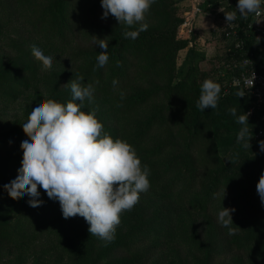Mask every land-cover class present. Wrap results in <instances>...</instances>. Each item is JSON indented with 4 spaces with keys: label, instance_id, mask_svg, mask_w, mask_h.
Listing matches in <instances>:
<instances>
[{
    "label": "trees",
    "instance_id": "16d2710c",
    "mask_svg": "<svg viewBox=\"0 0 264 264\" xmlns=\"http://www.w3.org/2000/svg\"><path fill=\"white\" fill-rule=\"evenodd\" d=\"M18 2L23 6L24 19L32 34L47 37L44 43L47 49L62 51L71 48L70 59L76 68L72 72L63 71L49 99L60 103L70 101L72 95L68 84L72 80L82 86L92 84L96 91L91 100L85 99L81 110L95 113L103 125V133L128 142L141 164L148 166L150 186L171 200L166 201L167 205L164 202L158 204L147 195L138 203L137 209L133 207L139 216L138 224L131 231L118 233L111 242L97 243L94 236L84 239L85 245L81 241L71 243L69 248L76 250L79 264H158L156 255L161 250L160 244L148 246L137 256L129 257L127 253L142 245L148 236L163 239L171 236L181 211L188 209L205 214L217 210L224 191L230 209L242 212V223L251 226L236 227L241 239L230 240L226 228L217 224L213 235H210V249L202 264H217L215 258L225 253L231 255L235 244L243 248L247 259L251 260L248 263L239 260L233 264H264V204L256 187L264 173V152L259 147V142L264 140L263 107H257L248 116L255 133L249 131L251 146L245 148L237 142L239 130L228 121L223 108L235 104L248 113L253 106L250 95L245 94L242 88L227 90L218 83L221 93L217 108L201 111L194 98L191 100V95H200V85L205 80L204 77L198 80L200 71L197 66L190 65L188 73L174 82L178 53L196 36L181 35L190 38L187 42L176 37L181 19L176 18L173 0H155L150 12L161 13L163 26H150L147 31L139 32L135 40L125 38L123 33L135 30L138 25L131 29L124 25L119 29L110 24L114 19L112 16L106 19L109 23L98 20V16L103 15L101 0ZM214 2L216 6L218 2ZM163 3L168 5L163 6ZM91 6L92 10L87 11ZM211 6L206 4V9L212 10ZM231 10L236 12L237 20L227 26L234 25L239 29L243 44L241 47L232 45L230 55L240 61L250 59L247 69L264 74V46L253 35L245 33L247 28L243 18L237 9ZM16 13V0L0 1V29L12 22ZM88 16H92L90 21L86 19ZM222 16L225 18V13ZM23 29L15 42L17 54L9 55L7 63L0 62L2 100L12 97L8 93L24 88L21 76L33 70L26 57L32 36L23 34ZM98 38L111 40L107 49L109 60L102 68L95 67L96 57L103 51L93 46ZM83 39L84 44L79 43ZM190 51L196 52V47L192 45ZM227 63H224V69H229ZM103 92L107 95H102ZM159 99L161 103L155 104ZM177 104H183V108L180 110ZM178 118L183 120V124L177 125L179 132L182 134L186 130L187 133L184 140L173 134L164 138L163 131L179 121ZM205 125L215 126L222 139L219 143H224V140L229 145L223 156L209 150L215 139L208 135ZM261 130L263 134L260 135ZM25 136L22 127L14 126L0 137V238L4 242H20L17 244L27 243L31 235L56 231L61 212L59 202L50 199L39 186L38 199L42 203L37 207L30 206L27 195L12 198L3 187L18 174L23 159L20 145ZM252 156L257 157L254 164L247 162ZM214 193L218 195L214 196Z\"/></svg>",
    "mask_w": 264,
    "mask_h": 264
},
{
    "label": "clouds",
    "instance_id": "9594fccd",
    "mask_svg": "<svg viewBox=\"0 0 264 264\" xmlns=\"http://www.w3.org/2000/svg\"><path fill=\"white\" fill-rule=\"evenodd\" d=\"M154 3L155 0H101L102 18L112 16L128 29L138 25L135 30L123 33L125 38L135 40L139 32L147 29L148 25L143 21ZM262 5L264 0H238L235 8L242 18H247L249 14L260 12ZM224 13L227 23L237 19L236 12ZM97 46L103 51L98 53L95 67L102 68L109 60V44L98 38ZM31 52L42 68L53 65V54L45 53L36 45L32 46ZM78 79L82 81L83 77ZM68 85L72 99L67 103L47 99L33 106L22 124L26 136L20 145L23 149L21 166L18 174L3 187L12 198L27 195L30 206L37 207L42 203L38 199L39 186L50 199L59 202L64 218L83 217L92 236L111 242L115 239L121 213L131 210L139 202L140 194L149 190L150 170L141 164L128 142L102 132L103 125L94 112L81 110L85 99H92V84L82 86L72 80ZM220 93L217 82L205 79L200 85L196 107L201 111L215 110ZM229 112L241 126L237 142L249 147V114L237 115L236 108ZM259 147L264 152V140L259 142ZM256 187L264 204V173ZM233 211L235 209L223 206L217 214V222L230 236L235 234L231 227Z\"/></svg>",
    "mask_w": 264,
    "mask_h": 264
},
{
    "label": "rangeland",
    "instance_id": "374dc122",
    "mask_svg": "<svg viewBox=\"0 0 264 264\" xmlns=\"http://www.w3.org/2000/svg\"><path fill=\"white\" fill-rule=\"evenodd\" d=\"M215 1L218 2V0ZM212 2L213 1L208 0L204 3V5L201 4L200 6L202 8L204 7L205 10H208L206 9V4L209 6H215V2ZM162 5L166 6L168 3H163ZM193 5L194 2L192 0H173V6L177 9L176 18L181 19V23L177 29L176 37L183 39L186 42L190 39L189 37L192 35V33L186 32L187 29H189V25L185 26L184 29H182L181 26L185 23L186 17L191 15V12L193 11ZM212 6L211 9L214 8ZM16 7L18 9V13L15 14L14 19L12 18L13 21L6 23L0 29V62L3 64L7 63L9 62V55L17 54L18 47L16 46L15 42L16 39H18V34L20 33L21 29L24 28L27 31L23 29V34L32 36V40L29 42V46L27 48L29 50L26 53V57L32 65L33 70L30 73L21 76V79H23L24 88L17 90L12 94L8 93L7 95H12L10 98L4 100L0 99V137H2L4 133L9 131V129L14 126L22 127V124L26 121L33 106L42 100H47L50 98L55 84L58 81V78L62 76L61 74L63 71L64 73L68 71L72 72L76 68V64L73 63V59H70L71 48L62 51H57L51 48L47 49V46L44 44L47 41V37L43 35L38 36L32 34L31 27L24 19V9H22L23 6L18 2V0H16ZM90 10H92V6L87 9V11ZM91 17L92 16H88L86 19L90 21ZM106 19H109V17L102 18V16H98V20L109 23V21ZM210 20V18L200 16L197 19L196 25L202 27L206 23L210 22ZM163 22L164 17L161 15V13L154 14L150 12V10L146 13L145 20L143 21V23L148 25L147 29L150 26L161 27L163 26ZM110 24L114 25V27H118L119 29L124 26L119 25V22L115 18L111 19ZM147 29L141 32H145ZM201 29L202 30L195 29V31L198 33L196 35L197 37H194V39L190 40L189 44L184 46L179 51L176 62L177 72L175 73L174 82L178 81L182 76L188 73V68L190 65H196L200 71L198 80H200V78L202 79L203 77L205 79H212L224 86L227 90L233 89L234 87L232 86V81L230 78H223L220 76V71L224 69L225 62L231 63L234 61H240L236 58H233V54L230 55V53H232L230 51L233 44L228 42V39L227 41H224V34L227 30L223 32L212 31L213 29H208L207 25ZM185 34H187L189 37L187 38L185 36H181ZM209 39H212V42L208 43V41H210ZM105 41L109 44L111 40L108 39ZM83 42L84 39L79 43ZM33 45L40 47L45 53L53 54L54 63L50 68H42L40 61L35 59V57L32 55L31 49ZM192 45L196 47V52L190 51ZM93 46H95L97 49H100L97 46V41ZM192 60L194 62H191ZM4 67L6 66L4 65ZM95 91L96 90H94V92ZM104 94L107 95V92H103L102 95ZM193 98L196 104L199 95H191V100ZM85 101L83 102V105ZM77 103L79 102L77 101ZM160 103V99L155 102V104ZM176 106L180 110L183 108V104H177ZM231 108L237 109V115L243 114V109L242 107H238L235 104H231L223 108V113L227 116L228 121H230L235 129L239 130L241 126L236 123L235 118L230 114L229 109ZM178 120L179 121L171 125L167 131H163L164 138L170 134H173L178 139H183V137L186 136V130L182 134L179 132L180 127H177V125L180 123L183 124V120L182 118H178ZM253 125V123L247 124V128L252 132V134L255 133ZM205 129H207L208 135L212 137V139H215L210 143L209 150L219 154V156H223L225 154V148L229 145H226L227 142L224 140V143H219V141L222 139L220 138V134L216 132L215 126L211 128L208 127V125H205ZM181 135H183L182 138L180 137ZM248 159V163L254 164L257 160V157L252 156ZM147 195H150L155 201H157L158 204L164 202L165 205H167L166 201H171L170 199L165 198V196L162 195L160 191L153 189L150 186L147 192L140 194L138 203L140 204L141 201H144ZM138 203L134 206L136 209ZM219 205L220 206L217 210H212L205 214L196 213L186 208L187 210L181 211L175 220L173 227L174 232L171 233V236H168L164 239L160 236L156 238L148 236L145 238L142 245L130 250L127 255H129V257L137 256L141 254L148 246L160 244L159 246H161V250L156 255L158 264H202L210 249V235H213L216 225H220L217 222L218 211L223 206L230 208L227 203V197L222 199ZM134 211L135 210L132 208L129 211H124L121 213L120 223L116 226L115 236L120 232L131 231L138 224L139 216L136 215ZM241 213L242 212L240 211H234L231 213L234 223L231 225V227L234 230L236 227L240 229L243 226L246 228L251 226L244 225L242 223L243 219ZM56 225V231L48 234L31 235L30 241L27 243L17 244L20 242H4L0 238V264H79V258L76 250H71L69 245H71V243H78V241H81L80 243L85 245L86 240L84 239L88 237H94L88 231L89 224L83 217L79 215L64 218L61 211L59 213ZM226 233L230 240L241 239L240 232L236 230L235 234L231 236L228 235L227 229ZM95 241L100 244L107 242L101 240L98 237H96ZM233 247L234 251L231 255L225 253L222 256L215 258L216 263L221 264L227 262L229 264H233L235 261L239 260L246 261L244 263L250 262L251 259H247L248 256L243 248H240L237 244H235ZM257 264L260 263L258 262Z\"/></svg>",
    "mask_w": 264,
    "mask_h": 264
},
{
    "label": "built area",
    "instance_id": "2783aa9c",
    "mask_svg": "<svg viewBox=\"0 0 264 264\" xmlns=\"http://www.w3.org/2000/svg\"><path fill=\"white\" fill-rule=\"evenodd\" d=\"M230 9H236L238 0H226ZM233 12V10H231ZM245 33L251 34L255 39L264 46V5L261 11L255 14H249L247 18H243ZM225 39L234 42L236 47H241L243 38L239 34V29L232 26L224 34ZM251 64L250 59L244 61H234L227 63V68L220 71L223 78L229 77L234 88H242L245 94L253 98V106L249 109L248 114L254 113L257 107H263L264 119V74L253 69H247ZM227 70V71H226ZM259 134H263L261 130Z\"/></svg>",
    "mask_w": 264,
    "mask_h": 264
},
{
    "label": "crops",
    "instance_id": "0c3cea01",
    "mask_svg": "<svg viewBox=\"0 0 264 264\" xmlns=\"http://www.w3.org/2000/svg\"><path fill=\"white\" fill-rule=\"evenodd\" d=\"M194 2L193 5V11L191 12V15L189 17H186L185 23L181 26L182 29L185 28V26L189 25V29H187V33H192L195 36L198 34L195 29L197 30H202L201 28L205 27L207 25L208 29H213L212 31H225L230 29L232 26H227L229 23L226 22V19L222 16V14L228 9V4L226 0H218V4L212 8V10H205L204 7L202 8L200 5H204V3L208 0H192ZM215 1V0H211ZM231 10V9H230ZM232 12V11H231ZM202 16V17H207L210 18V22L206 23L204 26L199 27L196 25L197 19ZM237 20V19H236ZM222 23L225 24V26H222ZM211 31V30H210ZM214 35V33H213ZM197 37V36H196ZM225 39V38H224ZM208 43L212 42V39H209ZM224 41H227L225 39ZM230 42V41H228ZM232 43V42H231ZM234 47H236L235 43H232Z\"/></svg>",
    "mask_w": 264,
    "mask_h": 264
}]
</instances>
